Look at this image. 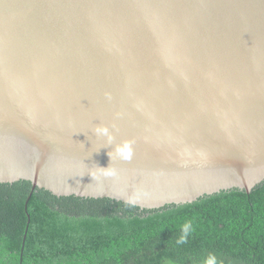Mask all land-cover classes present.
Returning a JSON list of instances; mask_svg holds the SVG:
<instances>
[{
    "label": "water",
    "instance_id": "obj_1",
    "mask_svg": "<svg viewBox=\"0 0 264 264\" xmlns=\"http://www.w3.org/2000/svg\"><path fill=\"white\" fill-rule=\"evenodd\" d=\"M124 140L132 158L113 151L105 175ZM20 180L143 209L250 193L264 0H0V182Z\"/></svg>",
    "mask_w": 264,
    "mask_h": 264
},
{
    "label": "trees",
    "instance_id": "obj_2",
    "mask_svg": "<svg viewBox=\"0 0 264 264\" xmlns=\"http://www.w3.org/2000/svg\"><path fill=\"white\" fill-rule=\"evenodd\" d=\"M32 188L0 182V264H264V181L159 209Z\"/></svg>",
    "mask_w": 264,
    "mask_h": 264
},
{
    "label": "clouds",
    "instance_id": "obj_3",
    "mask_svg": "<svg viewBox=\"0 0 264 264\" xmlns=\"http://www.w3.org/2000/svg\"><path fill=\"white\" fill-rule=\"evenodd\" d=\"M95 133L99 136H103L107 139L109 145H112V141L114 140V135L110 128L107 125H97L94 129ZM115 152V154L120 157L122 160H130L133 155V147H132V141L130 140H124L120 143H117L114 145V148L108 152V156L110 157V164L107 167H101L102 169H105V175H115L114 169H112V152ZM100 167V166H99ZM126 203L130 206H135L136 200L135 199H128ZM193 231V223L192 221H185L184 224L181 227L182 235L179 239H177L176 243L177 245H184L187 244L188 235Z\"/></svg>",
    "mask_w": 264,
    "mask_h": 264
},
{
    "label": "rangeland",
    "instance_id": "obj_4",
    "mask_svg": "<svg viewBox=\"0 0 264 264\" xmlns=\"http://www.w3.org/2000/svg\"><path fill=\"white\" fill-rule=\"evenodd\" d=\"M164 264H175V263H173L171 261H166ZM205 264H208V263H205Z\"/></svg>",
    "mask_w": 264,
    "mask_h": 264
}]
</instances>
